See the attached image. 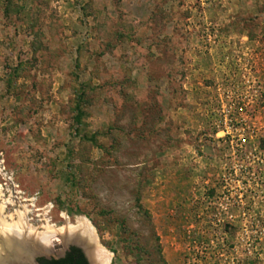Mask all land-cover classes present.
<instances>
[{"label": "rangeland", "instance_id": "rangeland-1", "mask_svg": "<svg viewBox=\"0 0 264 264\" xmlns=\"http://www.w3.org/2000/svg\"><path fill=\"white\" fill-rule=\"evenodd\" d=\"M1 206L111 264H264V0H0Z\"/></svg>", "mask_w": 264, "mask_h": 264}, {"label": "bare ground", "instance_id": "bare-ground-1", "mask_svg": "<svg viewBox=\"0 0 264 264\" xmlns=\"http://www.w3.org/2000/svg\"><path fill=\"white\" fill-rule=\"evenodd\" d=\"M4 205V204H3ZM5 207H0V213ZM16 222L2 220L0 229V264L9 261L26 263L31 254L40 252H52L54 244L61 241L70 243L76 241L83 244L91 264H111V255L100 244L96 230L86 219H79L76 226H67L60 230L48 225L39 233L34 228L24 223V218L19 215ZM28 223V222H27ZM72 225V224H71Z\"/></svg>", "mask_w": 264, "mask_h": 264}, {"label": "flooded vegetation", "instance_id": "flooded-vegetation-1", "mask_svg": "<svg viewBox=\"0 0 264 264\" xmlns=\"http://www.w3.org/2000/svg\"><path fill=\"white\" fill-rule=\"evenodd\" d=\"M73 248H76V249L81 250V249L78 248V247L71 246V247H69L64 253H57V257H51V258H49V257H46V256H40V257L37 259L36 263H37V264H47V263H53V262H54V263L61 262V261L65 260L69 255H73V253H72V251H71ZM81 251H82V250H81ZM82 253L84 254L85 259L87 260V262H88V264H89V261H88L86 255H85V253H84L83 251H82ZM43 260H44V262H42ZM14 264H23V263L15 262Z\"/></svg>", "mask_w": 264, "mask_h": 264}, {"label": "trees", "instance_id": "trees-1", "mask_svg": "<svg viewBox=\"0 0 264 264\" xmlns=\"http://www.w3.org/2000/svg\"><path fill=\"white\" fill-rule=\"evenodd\" d=\"M71 251L73 255H69L65 260L58 263L53 262L47 264H88L81 250L73 248ZM42 262H44V260Z\"/></svg>", "mask_w": 264, "mask_h": 264}, {"label": "water", "instance_id": "water-1", "mask_svg": "<svg viewBox=\"0 0 264 264\" xmlns=\"http://www.w3.org/2000/svg\"><path fill=\"white\" fill-rule=\"evenodd\" d=\"M66 246H69V247H71V246H75V247L80 248V249L85 253V255H86V257H87V259H88V261H89V264H91L90 259H89L88 255H87V253H86V250H85V248L83 247V246H84L83 244L78 243V242H76V241H71L70 243H66ZM45 254H50V253H49V252H40V253L31 254V255H30V259H29V261L26 262V263H23V264H37V263H36L37 259H38L40 256H43V255H45ZM14 263H15V261H9V262H6V263H4V264H14Z\"/></svg>", "mask_w": 264, "mask_h": 264}]
</instances>
